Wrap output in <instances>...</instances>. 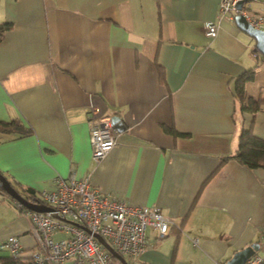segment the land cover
<instances>
[{
	"label": "crops",
	"instance_id": "crops-1",
	"mask_svg": "<svg viewBox=\"0 0 264 264\" xmlns=\"http://www.w3.org/2000/svg\"><path fill=\"white\" fill-rule=\"evenodd\" d=\"M219 1L0 0V22L12 23L0 42V119L32 129L1 135L0 171L38 197L72 173L108 196L159 207L172 233L160 239L148 228L149 249L134 264L227 262L252 243L264 262V166L221 164L243 129L264 139V54L235 18L205 35ZM253 67L244 89L263 101L256 112L235 95ZM93 107L120 117L117 144L100 162ZM15 200L0 191V241L17 235L33 248Z\"/></svg>",
	"mask_w": 264,
	"mask_h": 264
},
{
	"label": "built area",
	"instance_id": "built-area-1",
	"mask_svg": "<svg viewBox=\"0 0 264 264\" xmlns=\"http://www.w3.org/2000/svg\"><path fill=\"white\" fill-rule=\"evenodd\" d=\"M261 3L262 0H220L217 17L204 25L205 35L216 37L222 19H234L237 14L243 15L253 27L264 29V4L257 6ZM89 123L92 159L100 162L117 144L118 130L112 117L97 107H93ZM39 199L55 211H34L15 200L18 210L31 220L34 247L27 249L17 235H10L0 241V251L17 258L29 256L36 264H60L69 259L72 264H118L95 234L102 235L120 254L136 261L149 249L148 228L156 230L163 239L171 235L175 226L173 219L159 207L108 196L93 187L88 177L80 179L72 173L57 177L55 187L42 189ZM59 231L68 235L55 239L52 234ZM262 263V257L253 255L244 264ZM214 264L227 262L216 260Z\"/></svg>",
	"mask_w": 264,
	"mask_h": 264
},
{
	"label": "trees",
	"instance_id": "trees-1",
	"mask_svg": "<svg viewBox=\"0 0 264 264\" xmlns=\"http://www.w3.org/2000/svg\"><path fill=\"white\" fill-rule=\"evenodd\" d=\"M11 26H12V23L10 22H0V42L2 41L5 32L9 30ZM256 69L257 67H253L249 69L248 71H246L244 74H242L238 78L237 84L235 87V95L240 100L242 109L251 110L252 112H256L257 110H259L263 101L262 100L256 101V100H253L252 98H247L245 94L244 85L247 81L254 78ZM165 130L167 132L172 133L175 136L186 135V133H181L175 128H170L167 126H165ZM31 132H32V129L29 127H26L21 121H17V120L6 121V120L0 119V138H1V135L3 134H12L16 136H22V135L30 134ZM230 159H234L238 161L239 163H241L242 165H245L249 168H258V167L264 166V139L255 135L253 133L252 127L249 129H243V131L241 132L239 136V144H238L237 149L235 150L233 154L222 157L221 164ZM0 172L3 173L2 171ZM6 177L8 178V176ZM210 178L211 176H209L207 180L203 183L200 191H202V189L204 188V184L207 183V181ZM8 179L10 180V178ZM10 182L26 198L28 199L38 198L39 199L35 191L31 190L30 188H23L12 180H10ZM0 191L9 195L3 188L1 182H0ZM200 191L198 192L197 197L200 194ZM123 256L126 257L125 255ZM111 257L114 261L118 262V260L113 255H111ZM127 261L129 264H134L133 262H130L128 259ZM0 264H36V263L29 256L17 258L9 254H5V255L0 254ZM118 264H121V263L118 262ZM262 264H264V262Z\"/></svg>",
	"mask_w": 264,
	"mask_h": 264
},
{
	"label": "water",
	"instance_id": "water-1",
	"mask_svg": "<svg viewBox=\"0 0 264 264\" xmlns=\"http://www.w3.org/2000/svg\"><path fill=\"white\" fill-rule=\"evenodd\" d=\"M242 1L238 3L241 6ZM237 25L246 33L253 36L256 40L255 50L264 54V29H259L253 27L243 15L237 14L235 16ZM112 121L114 125L119 127L120 117L114 115L112 116ZM0 182L5 189V191L14 199L23 203L26 207L39 212H54L55 209L44 203H41L39 199H28L23 196L10 182V180L0 172ZM90 232L89 228H85ZM96 238L109 250L111 255H113L121 264H129L127 259L120 254L102 235L95 234ZM259 243H252L249 246L237 251L234 255L227 260V264H244L247 259L255 255L259 250Z\"/></svg>",
	"mask_w": 264,
	"mask_h": 264
},
{
	"label": "rangeland",
	"instance_id": "rangeland-1",
	"mask_svg": "<svg viewBox=\"0 0 264 264\" xmlns=\"http://www.w3.org/2000/svg\"><path fill=\"white\" fill-rule=\"evenodd\" d=\"M0 254H3V255H5V254H7V252L6 251H0ZM126 257L125 258H127L130 262H133L134 260L131 258V257H129L128 255H125Z\"/></svg>",
	"mask_w": 264,
	"mask_h": 264
}]
</instances>
